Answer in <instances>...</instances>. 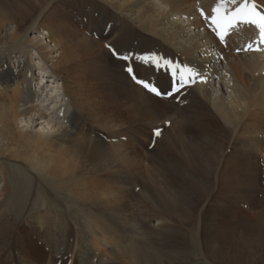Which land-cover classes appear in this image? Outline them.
Wrapping results in <instances>:
<instances>
[{"label": "bare ground", "instance_id": "obj_1", "mask_svg": "<svg viewBox=\"0 0 264 264\" xmlns=\"http://www.w3.org/2000/svg\"><path fill=\"white\" fill-rule=\"evenodd\" d=\"M217 3L0 0V264H162L186 257L192 241L209 245L217 264L237 237L264 259V49H254L252 25L219 39ZM255 3L264 12V0ZM128 67L137 79L158 78L167 109ZM185 67L199 75L174 93ZM166 112V151L179 148L182 168L202 174L191 184L183 177L181 189L159 186L162 156L140 149L153 136L143 124ZM22 175L63 197L47 190L45 205L15 216L8 202ZM136 190L150 214L134 222ZM236 255L233 263L258 264Z\"/></svg>", "mask_w": 264, "mask_h": 264}, {"label": "rangeland", "instance_id": "obj_2", "mask_svg": "<svg viewBox=\"0 0 264 264\" xmlns=\"http://www.w3.org/2000/svg\"><path fill=\"white\" fill-rule=\"evenodd\" d=\"M29 26H30V23H28V25L25 26L23 29H26V27H29ZM25 39H26V37H23L21 43H24ZM7 45L11 46V45H15V43L10 42ZM31 51L33 53L35 52L32 50V48H31ZM36 61H38L37 58H36ZM35 67H38L37 63L35 65ZM142 74H143L145 81L153 84L154 86H156L159 89L158 78L152 77V76H146L144 74V71H142ZM36 77L39 80V75H38L37 71H36ZM46 79L48 80V77L47 78L44 77V80H46ZM49 85H50V83H49ZM54 85H55V88L58 86L56 83H54ZM140 86L143 87L142 85H140ZM49 88H51V87L49 86ZM52 89H54V87H52ZM143 89L150 97L155 98L164 104L159 109H161V110L167 109V106L169 104V99H168L167 94L162 93L161 97H158V96H155L154 93H151L148 90H146L144 87H143ZM163 107H165V108H163ZM156 113H158V112H156ZM157 117L159 118L158 124L154 123L155 121H153V119L150 122L151 124H149V123L143 124L142 123L144 125V127H147V132H148V133L144 132L143 136L146 137V136L150 135L149 129L151 130V135H153V136H152V138L150 137L149 141L147 139L142 140L141 145H140V149H141L142 154L152 152L151 154H153V155L159 156V154H160L162 156V158H159L158 166H157L158 175L156 177V180H157L159 186H161L162 188L171 189V190L177 189V188L181 189L182 185L184 184L183 177L187 178V180H186L187 184L192 183L189 176L192 177V175H193V176H196V178H198V180L202 179V174H198V173L192 174V173L188 172L186 169L182 168L184 158H183V155L181 154L179 148L178 149L172 148L171 151H166L167 150L166 144L164 142L165 138H168L170 140V144H172L171 143L172 139L169 136L171 134L169 131L170 127H169V122L167 120V112L164 115L157 114ZM149 125H155V127L152 126V129H151V126H149ZM156 129H159L161 131L160 136H156L154 134ZM148 162L149 161H145L142 165V168L147 167V165H149ZM169 162H170V164H173V167L170 166ZM15 170L17 172L20 171V169H15ZM18 179H19L18 182L14 186H12V197L9 199L10 203L8 202L9 207H11L13 209L15 216L21 217V216L26 214V217H27L33 211H35L38 207L45 205L47 203V201H46V203H42L41 201H42V198H47L46 197V191L47 190H50L51 192L55 193L56 195L63 197V195L59 191V189H57V187L55 185L48 183L47 181L43 182L44 180H39V179L27 180V177L25 175H22L20 178L18 177ZM11 180H12V177H10L9 181H11ZM139 192H140V190H136L134 192L133 199H132L133 202L136 203L137 199L140 198L139 205H137V203H136V205H134L131 209V212H134V216H135L133 218L134 222H135V219H137L136 218L137 217L136 212L141 213V216L145 215V214H150V212H149L150 207H148L149 203L142 200V193H139ZM187 195H189V193H187ZM171 199L172 200L174 199L172 194H171ZM203 204H204V201H202L200 203V205L198 206V208L195 212V213L198 212V215L200 214L199 213L200 211L205 212V210H207L206 204L204 207H202ZM25 207H26V209H25ZM159 210H160L159 208H154L153 211H156L157 213H159ZM200 217H202V216H200ZM193 219L197 220L200 218L195 217ZM129 234L132 235L131 232H129ZM236 240L235 241L238 243V245H236L234 247H232V244L228 245L229 247H231V249H230L231 252L228 251L231 254L230 257L227 256L226 259H221L222 261L220 263H217V264H245V263H243L244 262L243 260L236 261L233 263V260H231V258L233 259L234 256H237L236 254L243 255V256L246 255L245 257H248L250 255V258L254 259L255 261L257 260L256 263L258 262V264H263L262 260H264V259L261 255V252H258L257 250H255V247L252 244H250L249 241H245V240H247L246 237L241 238V239L239 237H237ZM193 244L197 245L194 241L191 242L190 247H192V248L186 252V257L179 259L178 261H174L170 258H166V259H164V261H162V264H214L211 261V259H209V257H211L209 245L203 246L201 244V246L196 247ZM244 245H245V247H244ZM251 250H252V252H251ZM229 261H231V262H229ZM142 264H160V262H158L156 259L153 261H150V262L143 260Z\"/></svg>", "mask_w": 264, "mask_h": 264}, {"label": "snow or ice", "instance_id": "obj_3", "mask_svg": "<svg viewBox=\"0 0 264 264\" xmlns=\"http://www.w3.org/2000/svg\"><path fill=\"white\" fill-rule=\"evenodd\" d=\"M231 3H236V0H231ZM228 4L229 0H218V3L212 9V15L210 17L211 24L215 26V30L220 39L223 40L230 33V31L237 29L240 24H244L255 26L259 30L260 41L264 42V12L258 10L255 0H243V3L239 4V6L235 9H230ZM205 19H209V17L205 16ZM106 47L109 48L113 55H119L117 50L112 48L111 45H106ZM252 47V44L248 45L249 49H252ZM255 50L259 51L260 49L257 48ZM121 58L123 60L130 59L129 56H122ZM142 59L146 62L149 60L147 57ZM152 62L156 63L157 67L160 66L156 58H152ZM165 63L170 64L171 62L166 61ZM127 71L132 74L133 79L136 80L138 84H141L149 92L154 93L157 96L162 94L161 91L153 84L142 79H137L132 67H128ZM176 75V71L173 70V77L175 78ZM194 75H199V73H195L193 69L187 67L181 69L179 84L176 87V91L180 90L186 78L192 79ZM171 94V92L168 93V95ZM154 134L156 136H160L161 131L156 129Z\"/></svg>", "mask_w": 264, "mask_h": 264}]
</instances>
